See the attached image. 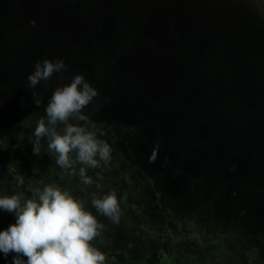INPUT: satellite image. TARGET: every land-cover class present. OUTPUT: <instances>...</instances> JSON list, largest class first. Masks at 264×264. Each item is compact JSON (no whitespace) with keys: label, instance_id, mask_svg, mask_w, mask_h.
<instances>
[{"label":"rangeland","instance_id":"1","mask_svg":"<svg viewBox=\"0 0 264 264\" xmlns=\"http://www.w3.org/2000/svg\"><path fill=\"white\" fill-rule=\"evenodd\" d=\"M253 5L0 0V191L67 187L103 225L90 243L105 264H264V12ZM223 37V51L241 52L231 82L216 58ZM45 57L68 67L35 86L38 106L26 77ZM77 72L98 90L82 111L112 149L107 166L88 168L89 185L62 172L43 138L38 155L28 139ZM109 189L118 223L90 203ZM13 220L0 212V228Z\"/></svg>","mask_w":264,"mask_h":264},{"label":"clouds","instance_id":"2","mask_svg":"<svg viewBox=\"0 0 264 264\" xmlns=\"http://www.w3.org/2000/svg\"><path fill=\"white\" fill-rule=\"evenodd\" d=\"M67 67L63 58L35 61L26 84L37 97L36 105L41 100L35 86ZM97 94L83 73L73 74L69 82L54 87L44 104V114L35 121L28 137L33 154L41 152L43 138L55 164L69 177L78 175L84 185L93 182L86 174L88 168L101 162L107 166L111 160L112 149L101 138L103 132L90 126L88 115L82 111ZM155 155L153 151L150 162ZM90 203L97 213L119 222L121 209L114 190L92 193ZM0 212L14 217L7 227L0 228V256L5 264L10 251L14 253L11 264H105V254L90 243L103 225L67 187L45 183L30 196L0 191Z\"/></svg>","mask_w":264,"mask_h":264},{"label":"water","instance_id":"3","mask_svg":"<svg viewBox=\"0 0 264 264\" xmlns=\"http://www.w3.org/2000/svg\"><path fill=\"white\" fill-rule=\"evenodd\" d=\"M217 42L219 44H218V46H215L216 51L218 52V57H216V58L218 59L217 61H219V63H222L225 67L228 68L227 72H229V75H230L229 81L231 82L232 79L234 81V78H242V76L236 77V76L232 75V74H234L233 72L235 69H236V73H239L242 70L241 69L242 65H240V63L237 61L238 56H240L241 52L237 53V51L236 52L230 51V52L226 53L225 51H223L225 49L224 45L227 43V39H225V37L220 38ZM192 56L193 55H191L190 53H188V52L186 53V58H189V57L191 58ZM210 60H213V59H210ZM212 62L214 64L216 63L215 60H213ZM208 64H204L205 65L204 67H208ZM224 66H223V68H224ZM210 70H211V68H210ZM222 77H224V76H222ZM258 111H262V110L258 109ZM263 119H264V116H263Z\"/></svg>","mask_w":264,"mask_h":264},{"label":"trees","instance_id":"4","mask_svg":"<svg viewBox=\"0 0 264 264\" xmlns=\"http://www.w3.org/2000/svg\"><path fill=\"white\" fill-rule=\"evenodd\" d=\"M252 2L254 3V8L256 10H259L262 14L264 12V4L262 3L261 0H252ZM257 32L264 34V15H262V17L260 19H258L257 22Z\"/></svg>","mask_w":264,"mask_h":264}]
</instances>
